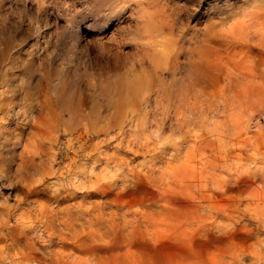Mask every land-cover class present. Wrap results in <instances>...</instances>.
I'll use <instances>...</instances> for the list:
<instances>
[{
    "label": "rangeland",
    "instance_id": "rangeland-1",
    "mask_svg": "<svg viewBox=\"0 0 264 264\" xmlns=\"http://www.w3.org/2000/svg\"><path fill=\"white\" fill-rule=\"evenodd\" d=\"M0 137V264H264V0H0Z\"/></svg>",
    "mask_w": 264,
    "mask_h": 264
},
{
    "label": "snow or ice",
    "instance_id": "snow-or-ice-1",
    "mask_svg": "<svg viewBox=\"0 0 264 264\" xmlns=\"http://www.w3.org/2000/svg\"><path fill=\"white\" fill-rule=\"evenodd\" d=\"M180 2L182 3H192L195 4L197 3V0H180ZM117 4V0H96V6L100 7L102 9H113L116 7ZM91 15H95L98 17H102V18H106V23L109 26H112L114 24H116L119 21V15H115V16H108V12H98V13H94ZM0 139H2V137H0ZM32 199H41V198H46V194L41 192L40 189L38 188L34 193L33 196L31 197Z\"/></svg>",
    "mask_w": 264,
    "mask_h": 264
},
{
    "label": "bare ground",
    "instance_id": "bare-ground-1",
    "mask_svg": "<svg viewBox=\"0 0 264 264\" xmlns=\"http://www.w3.org/2000/svg\"><path fill=\"white\" fill-rule=\"evenodd\" d=\"M260 1H262V0H260ZM260 4V3H259ZM254 5V4H253ZM260 6V5H259ZM255 7V6H254ZM256 8V7H255ZM145 19V18H144ZM143 19V20H144ZM149 23V22H148ZM150 25V24H149ZM96 61L97 62H101L102 60L100 59V58H98V59H96ZM136 79V80H135ZM134 80H132L133 81V83H130V85L128 84V88H130V89H133L134 87H135V85L137 86V84H139L140 85V83H141V79L139 78V77H136ZM138 85V86H139ZM11 100H12V97H9V96H5L4 97V101L2 102V106H4L5 105V110H7V111H9L10 110V108H11ZM5 110H4V112H5Z\"/></svg>",
    "mask_w": 264,
    "mask_h": 264
}]
</instances>
